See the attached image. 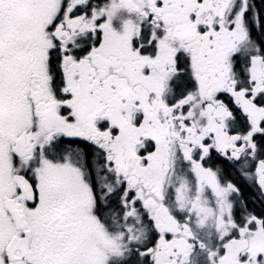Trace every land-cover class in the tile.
<instances>
[{"label":"snow or ice","instance_id":"6c2138e0","mask_svg":"<svg viewBox=\"0 0 264 264\" xmlns=\"http://www.w3.org/2000/svg\"><path fill=\"white\" fill-rule=\"evenodd\" d=\"M0 264H264V0H0Z\"/></svg>","mask_w":264,"mask_h":264}]
</instances>
